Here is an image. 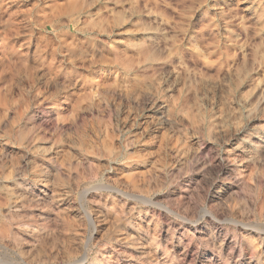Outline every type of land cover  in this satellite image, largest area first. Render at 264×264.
<instances>
[{"label": "rangeland", "instance_id": "1", "mask_svg": "<svg viewBox=\"0 0 264 264\" xmlns=\"http://www.w3.org/2000/svg\"><path fill=\"white\" fill-rule=\"evenodd\" d=\"M0 178V264H264V0H0Z\"/></svg>", "mask_w": 264, "mask_h": 264}, {"label": "bare ground", "instance_id": "2", "mask_svg": "<svg viewBox=\"0 0 264 264\" xmlns=\"http://www.w3.org/2000/svg\"><path fill=\"white\" fill-rule=\"evenodd\" d=\"M6 147V146H5ZM27 155H28V152H27ZM45 155V154H44ZM26 158V157H25ZM25 161V160H24ZM114 163H115V161H114ZM113 163V164H114ZM118 165V164H117ZM21 166V165H20ZM114 166V165H113ZM48 167V166H47ZM50 167V166H49ZM115 167V166H114ZM15 169V168H14ZM23 176V175H22ZM16 177V176H15ZM3 178V177H2ZM24 178V177H23ZM1 179V178H0ZM13 180V179H12ZM34 183V182H33ZM31 184V183H30ZM37 186V185H36ZM106 188V187H105ZM3 189V188H2ZM93 189V188H92ZM40 190H41V188H40ZM106 190V189H105ZM118 191H120V190H118ZM9 192H10V190H9ZM89 192V191H88ZM87 192V193H88ZM93 192V191H92ZM121 192V191H120ZM7 193V192H6ZM39 193V192H38ZM11 195V194H10ZM42 195V194H41ZM13 196V195H12ZM7 197V196H6ZM5 200V199H4ZM10 200V199H9ZM0 201H2V199L0 200ZM2 202H4V201H2ZM55 202V201H54ZM10 207V206H9ZM8 207V208H9ZM17 208V207H16ZM22 210V209H21ZM19 211V210H18ZM38 212V211H37ZM1 214V213H0ZM4 216H6L5 214H3ZM47 215V214H46ZM8 218V217H7ZM90 219H92L91 217H90ZM93 220V219H92ZM19 223V222H18ZM94 223V222H93ZM2 224V223H1ZM14 224V223H13ZM20 226V225H19ZM11 230V229H10ZM42 230V229H41ZM5 233V232H4ZM7 233V232H6ZM5 233V234H6ZM88 238V237H87ZM87 241V240H86ZM84 244V243H83ZM36 245V244H35ZM45 246V245H44ZM29 247V246H28ZM16 248V247H15ZM61 248V247H60ZM83 248V247H82ZM86 248H88V241H87V244H86V247H85V253H84V255H83V257H82V259H80L78 262H77V264H84V263H86V262H88V250L86 249ZM21 249V248H20ZM61 250V249H60ZM136 250V249H135ZM134 250V251H135ZM44 253V252H43ZM82 254V253H81ZM80 258V257H79ZM78 258V259H79ZM32 259V258H31ZM39 259V258H38ZM23 261V260H22ZM25 261V260H24ZM33 261V260H32ZM35 261V260H34ZM33 261V262H34ZM75 262V261H74ZM25 263V262H24ZM88 264V263H87Z\"/></svg>", "mask_w": 264, "mask_h": 264}]
</instances>
